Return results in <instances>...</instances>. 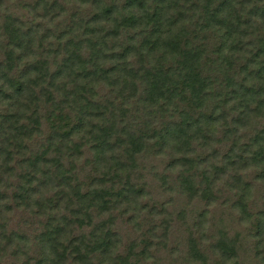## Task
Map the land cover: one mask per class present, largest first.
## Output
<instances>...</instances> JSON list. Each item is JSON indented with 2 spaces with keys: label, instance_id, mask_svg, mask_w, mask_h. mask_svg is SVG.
<instances>
[{
  "label": "trees",
  "instance_id": "trees-1",
  "mask_svg": "<svg viewBox=\"0 0 264 264\" xmlns=\"http://www.w3.org/2000/svg\"><path fill=\"white\" fill-rule=\"evenodd\" d=\"M0 264H264V0H0Z\"/></svg>",
  "mask_w": 264,
  "mask_h": 264
},
{
  "label": "rangeland",
  "instance_id": "rangeland-1",
  "mask_svg": "<svg viewBox=\"0 0 264 264\" xmlns=\"http://www.w3.org/2000/svg\"><path fill=\"white\" fill-rule=\"evenodd\" d=\"M163 163H159L158 164V166L156 165V170H157V172H162L163 170H164V168H165V166H166V162L165 161H162ZM175 169H173V171H174ZM172 188V187H171ZM151 189H153V190H156V188H153V186L152 187H149V188H147L146 190H145V193H144V195H148L149 194V192L151 191ZM159 196H161V195H159V193H157V192H153V193H150L147 197L148 198H150V199H156V201H161L162 202V200L161 199H158L157 197H159ZM169 211H170V209H169ZM172 213H175V212H172ZM214 220H216V219H214ZM229 225V224H228ZM229 228H230V230H229V235L230 234H232L234 231H233V229L234 230H236L235 228H238L237 227V225L236 224H231V225H229ZM239 231H240V236H243V237H246V235H242L243 234V230L242 229H240L239 228ZM213 233H215V232H213ZM245 234V233H244Z\"/></svg>",
  "mask_w": 264,
  "mask_h": 264
}]
</instances>
